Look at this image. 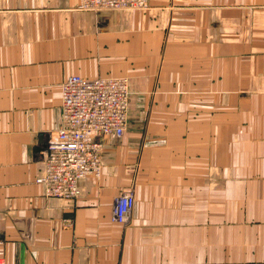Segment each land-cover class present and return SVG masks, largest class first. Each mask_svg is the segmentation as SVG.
Returning a JSON list of instances; mask_svg holds the SVG:
<instances>
[{
	"label": "crops",
	"instance_id": "1",
	"mask_svg": "<svg viewBox=\"0 0 264 264\" xmlns=\"http://www.w3.org/2000/svg\"><path fill=\"white\" fill-rule=\"evenodd\" d=\"M0 0L6 264H264V0ZM126 76L128 124L74 199L37 179L71 75ZM135 202L127 223L114 197Z\"/></svg>",
	"mask_w": 264,
	"mask_h": 264
},
{
	"label": "built area",
	"instance_id": "2",
	"mask_svg": "<svg viewBox=\"0 0 264 264\" xmlns=\"http://www.w3.org/2000/svg\"><path fill=\"white\" fill-rule=\"evenodd\" d=\"M83 10H144L148 0H80ZM129 81L126 76H67L60 85V123L43 151L37 179L46 196L74 199L80 181L99 177L106 137H123L128 124ZM135 197L125 190L114 197L112 219L129 221ZM0 264H6L0 257Z\"/></svg>",
	"mask_w": 264,
	"mask_h": 264
},
{
	"label": "rangeland",
	"instance_id": "3",
	"mask_svg": "<svg viewBox=\"0 0 264 264\" xmlns=\"http://www.w3.org/2000/svg\"><path fill=\"white\" fill-rule=\"evenodd\" d=\"M122 10H125V9H122ZM129 10V9H128ZM140 11V10H139Z\"/></svg>",
	"mask_w": 264,
	"mask_h": 264
}]
</instances>
